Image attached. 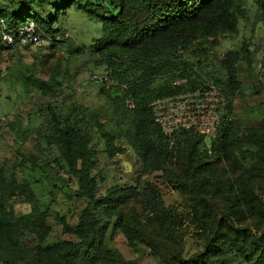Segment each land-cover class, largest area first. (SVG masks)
<instances>
[{"label":"trees","instance_id":"1","mask_svg":"<svg viewBox=\"0 0 264 264\" xmlns=\"http://www.w3.org/2000/svg\"><path fill=\"white\" fill-rule=\"evenodd\" d=\"M0 2V16L10 28L34 21L51 44L66 39L59 25L72 10L101 23V36L88 50L118 84L110 90L101 87L112 113L105 123L97 112L79 104H46L36 111L45 128L42 135L40 129L36 133L57 153L54 163L77 182L76 197L86 202L76 225L55 215L61 233L70 239L50 241V208L43 210L31 184L19 179L20 165L0 164V264H140L113 238L108 240L110 231L112 236L123 234L128 250L148 252L161 264H264V104L254 111H263V118L248 124L246 131L234 125L231 112L220 110L216 138L184 130L173 148L150 107L155 99L206 84L209 74L203 72L202 60L221 37L238 34L240 23L248 18L247 0ZM257 4L264 22V0ZM245 47L226 53L223 76L212 78L220 90L233 94L240 89ZM11 50L0 34V54ZM37 87L42 98L56 96L45 82ZM128 98L133 109L126 104ZM97 134L101 141L95 143ZM100 144L110 159L124 154L128 146L143 176L161 173L169 186L187 197L192 225L204 242L202 251L183 256L180 220L153 186L115 185L98 195L104 181L97 173L95 147ZM18 202L28 204L30 211L18 215Z\"/></svg>","mask_w":264,"mask_h":264},{"label":"rangeland","instance_id":"2","mask_svg":"<svg viewBox=\"0 0 264 264\" xmlns=\"http://www.w3.org/2000/svg\"><path fill=\"white\" fill-rule=\"evenodd\" d=\"M247 8L248 18L240 23L238 34L221 37L218 44L212 47L210 55L202 60L203 72L209 76L200 72L206 76L204 81L207 85L215 86L212 78L223 76L221 63L224 62L226 53L241 51L246 46L247 59L239 65L240 94L227 93L215 87L220 95L221 111L226 109L231 112L234 125L244 128V131L248 124L263 118V111L257 115L254 111L258 105L264 104V22L260 18L257 0H247ZM59 27L66 35L62 43L51 44L44 41L37 47L0 54V164L7 161L20 165L19 179L31 184L43 210L50 208L49 221L53 229L50 241L70 239L68 235L61 233V225L56 221L55 215L63 216L69 224L76 225L86 202L76 197L77 182L65 168L54 163L57 153L48 148L40 138L45 128L42 127V116L36 111L46 104L60 106L64 102L66 105H83L97 112L103 123L108 122L112 116L110 102L101 93L102 86L93 81L95 74L109 70L100 65L98 57L88 50L93 40L101 36V23L90 22L80 12L72 10ZM81 47L87 48L86 52H77V48ZM192 60L197 61L198 57ZM27 78L31 83H27ZM39 81L52 88L56 96L52 99L40 97L37 87ZM68 96L70 97L67 98ZM11 125L19 131H12ZM108 128L115 130L110 124ZM38 129L39 136L36 133ZM100 134L95 136V143L101 141ZM207 145L210 146L209 139ZM124 146L127 148L126 152L113 159L103 151V144L95 147L99 158L97 173L104 179L98 195H104L115 185L153 186L166 208L180 220V230L184 233L183 256L187 258L202 251L204 242L192 225L187 197L169 186L161 173L143 176L134 151ZM15 209L18 215H22L30 211V206L18 202ZM107 237L108 240L113 238L114 244L127 257L137 259L140 264H161L151 258L148 252L128 250L123 234L116 232L112 236L110 231Z\"/></svg>","mask_w":264,"mask_h":264},{"label":"built area","instance_id":"3","mask_svg":"<svg viewBox=\"0 0 264 264\" xmlns=\"http://www.w3.org/2000/svg\"><path fill=\"white\" fill-rule=\"evenodd\" d=\"M0 34L3 44L12 50L37 47L45 41L34 21L10 28L0 16ZM179 54H183V50ZM93 81L107 90L118 85L107 72L95 74ZM215 87L204 84L196 91L158 98L150 103L154 120L167 136L170 148L177 144L178 136L184 130H193L207 138H216L221 124V101ZM126 104L130 109L134 108L130 98L126 100Z\"/></svg>","mask_w":264,"mask_h":264}]
</instances>
